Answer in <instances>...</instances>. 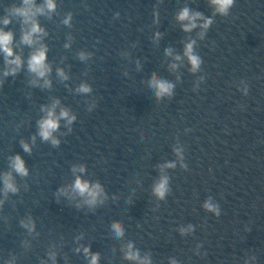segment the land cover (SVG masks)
Here are the masks:
<instances>
[{"label": "water", "instance_id": "water-1", "mask_svg": "<svg viewBox=\"0 0 264 264\" xmlns=\"http://www.w3.org/2000/svg\"><path fill=\"white\" fill-rule=\"evenodd\" d=\"M54 5L34 0L42 31L28 45L32 22L13 13L23 0H0V29L14 36L9 59L22 61L5 76L0 51V264H91L92 254L98 264H264V0H234L226 16L210 0ZM185 7L210 26L198 19L184 31ZM193 41L196 71L185 55ZM41 46L44 77L28 69ZM154 74L174 85L171 96L157 97ZM53 104L57 117L75 116L59 119L56 146L38 134ZM16 155L26 176L11 167ZM165 176L161 200L153 188ZM77 178L100 185L95 203Z\"/></svg>", "mask_w": 264, "mask_h": 264}, {"label": "clouds", "instance_id": "clouds-1", "mask_svg": "<svg viewBox=\"0 0 264 264\" xmlns=\"http://www.w3.org/2000/svg\"><path fill=\"white\" fill-rule=\"evenodd\" d=\"M33 3L34 0H23L24 7L20 8H14L13 13L16 15H20L23 17L24 23L27 24L30 21L32 22L31 30L26 31L22 36V42L28 45H32L34 43L33 40V34L41 32L42 29L38 27V25L32 20V17L35 15L33 12ZM210 3L215 7L216 12L220 15L226 16L228 14L229 9L233 6L234 0H210ZM46 6L49 10H54V0H46ZM36 11L42 12L43 8H38ZM177 19L181 22L188 21L187 24H183V30L184 31H191L192 29L197 27V24L195 23L198 19H204V23L200 25L202 29H207L210 24L212 23L211 19H205L201 13H190L188 8H183L179 12ZM9 19L5 18L3 23L7 25L9 23ZM67 22V21H65ZM159 35V33H157ZM201 36H203V32L201 33ZM14 39L12 32H6L3 29H0V51H2L5 55V63L9 67L5 68L4 75H15L18 70L22 66V61L20 56H15L14 59H9L10 57L14 56V50L10 46L12 44V41ZM195 42H191L186 45L185 49V55L187 56L189 62L192 65V71H196L199 68V65L201 63L200 58L193 54V44ZM169 52H171V49H169ZM81 58H83V54H81ZM177 60L180 59L179 56L176 57ZM46 61V49L41 46L38 50L33 52L31 57L28 60V69L29 71L36 73L39 77H44L48 72L51 71L50 67L45 63ZM11 65H14V67H10ZM173 68L175 65L172 66ZM62 77L64 76L63 72L60 71L59 73ZM65 79L67 77H64ZM49 82L46 80L45 85L47 86ZM151 86L157 90V97L162 98L164 96H171L172 91L174 88V85L171 83H168L163 78H158L153 75L152 80L150 81ZM79 91L82 92H88L90 91V88L87 85H81ZM59 103L58 101L56 102ZM55 107L56 104H53L51 108L43 109L46 111L47 115L38 121V128H39V136L44 141H51L53 146H56L59 144V140L55 138L53 133L58 129L59 127V119L60 118H66L69 125L75 120V116L69 115V112L67 110H62L60 112V116L57 117L55 115ZM35 142V137H33V143ZM22 147L25 152H30L31 147L28 143L21 141ZM177 154L179 155V150L177 149ZM11 167L20 175L26 176L28 174V170L25 166L24 160L21 156L16 155L11 160ZM164 167H175L174 164H166ZM182 167H185V165H182ZM81 171H83V168H81ZM3 182L5 186V192L8 191H16V188L14 184L12 183V177L10 173H6L3 177ZM75 188L79 190L81 194H84L85 192L88 193V195L91 197V200L89 203H95L97 196L103 191L99 184L95 185L94 187L90 188L88 183L82 182L79 178H77L75 183ZM168 178L161 177L160 181L154 185L153 193L155 196H157L158 199L163 200L168 193ZM203 207L208 210L214 212L217 216L219 215V208L217 206H213L210 201H206ZM117 235L123 234V227L119 223H114L112 226ZM191 227V226H190ZM183 232V230H181ZM129 249H131V245L128 246ZM85 253H89V249H84ZM126 259L135 260L138 259V253L129 252L126 257ZM99 255L98 254H92L91 256V264H98ZM141 264H148L147 260L142 261ZM172 264H175V261L172 262Z\"/></svg>", "mask_w": 264, "mask_h": 264}]
</instances>
